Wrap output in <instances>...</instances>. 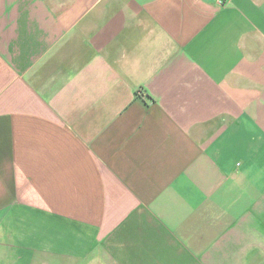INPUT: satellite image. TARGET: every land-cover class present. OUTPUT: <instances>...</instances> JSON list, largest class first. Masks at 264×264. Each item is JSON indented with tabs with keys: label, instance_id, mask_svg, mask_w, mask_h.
I'll return each mask as SVG.
<instances>
[{
	"label": "crops",
	"instance_id": "crops-1",
	"mask_svg": "<svg viewBox=\"0 0 264 264\" xmlns=\"http://www.w3.org/2000/svg\"><path fill=\"white\" fill-rule=\"evenodd\" d=\"M0 264H264V0H0Z\"/></svg>",
	"mask_w": 264,
	"mask_h": 264
},
{
	"label": "built area",
	"instance_id": "built-area-1",
	"mask_svg": "<svg viewBox=\"0 0 264 264\" xmlns=\"http://www.w3.org/2000/svg\"><path fill=\"white\" fill-rule=\"evenodd\" d=\"M141 92H139L138 94H140Z\"/></svg>",
	"mask_w": 264,
	"mask_h": 264
}]
</instances>
